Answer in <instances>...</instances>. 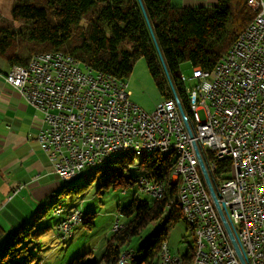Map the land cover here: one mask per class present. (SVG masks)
Listing matches in <instances>:
<instances>
[{
    "label": "built area",
    "instance_id": "built-area-1",
    "mask_svg": "<svg viewBox=\"0 0 264 264\" xmlns=\"http://www.w3.org/2000/svg\"><path fill=\"white\" fill-rule=\"evenodd\" d=\"M248 6L254 19L215 68H194L191 78L182 74V96L162 100L151 113L131 100L127 81L95 72L63 52L33 56L27 65L14 66L4 76L42 115L37 140L63 181L117 149H176V178L184 181L188 192L187 207L180 208L183 217H191L187 230L201 240V248H194L200 252L201 264L242 263L205 183L193 141L246 264H264V0H249ZM189 81L195 86L191 88ZM179 105L186 106L185 117ZM199 111H204L205 119L201 120ZM221 160L231 163L229 179L216 175ZM142 173L139 188L147 189L152 199L163 195L167 188L162 179H156L151 170ZM63 209L56 208L55 215ZM81 215L76 209L66 226H57L63 241ZM121 229L117 221L112 232ZM133 255L126 254L125 264ZM162 264L189 261L173 254L166 242Z\"/></svg>",
    "mask_w": 264,
    "mask_h": 264
},
{
    "label": "trees",
    "instance_id": "trees-1",
    "mask_svg": "<svg viewBox=\"0 0 264 264\" xmlns=\"http://www.w3.org/2000/svg\"><path fill=\"white\" fill-rule=\"evenodd\" d=\"M248 1L218 0L217 5L211 8H175L171 0H141L151 32L139 0H16L11 10L12 20L0 16V57L14 67L27 65L38 54L63 52L95 72L125 81L132 74L136 62L144 59L162 100H166L173 97V92L158 49L174 90L182 96V65L188 63L193 69L212 71L254 19L255 13L248 6ZM183 108L188 111L185 105ZM127 155L130 154L114 159L102 169L99 178L61 192L81 196L93 181H100L101 187L107 190L135 187L136 181L127 178V174L137 159L141 160L140 167L153 171L156 179L168 181L173 172V156L152 154L136 158ZM203 156L208 163L204 152ZM217 166L216 175L229 179L231 163L221 160ZM212 177L215 180V176ZM166 195L165 199L152 203L135 197L121 210V214L131 220L119 232H112L106 241L102 260L87 261L86 256H77L71 264H125L122 257L132 252L128 250L132 239L166 216L163 228L151 236L147 246L139 249L140 258L137 260L132 252L134 258L129 263L161 264L162 247L167 242L169 227L185 222L177 189L169 188ZM56 197L53 193L47 203L54 202ZM48 213L49 209L33 223L18 228L0 248V264L40 263L30 248L51 232L50 227L36 229L37 222ZM82 215L80 225L93 229L96 215ZM183 257L191 263L194 248Z\"/></svg>",
    "mask_w": 264,
    "mask_h": 264
},
{
    "label": "rangeland",
    "instance_id": "rangeland-1",
    "mask_svg": "<svg viewBox=\"0 0 264 264\" xmlns=\"http://www.w3.org/2000/svg\"><path fill=\"white\" fill-rule=\"evenodd\" d=\"M15 3L16 0H0L1 18L12 20L11 10ZM181 69L185 76L188 78L192 77L193 68L190 64L182 65ZM127 84L128 90L132 95L131 100L145 111L149 113L155 111L158 104L162 102L160 92L144 59H139L136 62L134 70L127 80ZM188 85L192 88L195 86V82L189 81ZM199 116L201 120L205 119L204 111H199ZM140 161V159H137L127 174V178L136 181L135 187L127 190H107L101 187L102 183L100 181H93L87 191L81 196L74 194L66 195V193L61 192L63 189L67 191L74 185H84L96 177L99 178L103 170H98L94 166L85 167L82 172H79V174H76V176L68 181H63L59 178L55 179L53 178L54 175H51L48 178L54 183H58L54 190L57 195L54 202L48 204L43 197L40 203H36L31 212L24 213L27 207L23 205L21 198L27 195V191H25L15 202L9 205L7 212L4 214L9 215L13 211L15 216L18 215V217H22L23 219L19 226L15 228L13 234L19 227L36 221L42 216L44 211L49 209L50 213L37 222L36 229L41 230L50 227L52 230L41 238L39 243L36 244L37 246L33 245L30 248V252L36 255L37 260H42L43 264H62L63 262L66 263V261V264H71L75 257L86 256L87 261L100 262L105 252V237L108 235L110 238L113 235V225L118 221L123 226L131 220L121 214L123 208L127 207L135 197L152 203L153 201H161L168 196L166 195L160 200H154L139 188L137 184L143 176V169L139 165ZM25 197L27 198V196ZM4 201L5 198L0 197V212L8 205V200ZM60 206L64 208V212L60 216L55 215L53 210ZM72 208L81 210L84 215L95 214V225L93 229H89L87 225L81 224L77 229L73 230L69 240L63 241L54 227L58 226L57 223L64 219ZM165 221L166 216L160 221L150 224L139 236L132 239L128 250L135 254L137 260L140 258L139 249L149 244L151 236L163 228ZM12 235L6 238L1 247L10 240ZM167 244L169 250L175 255H185L192 252L193 248H195V238L187 230L186 221H180L174 226L169 227ZM92 252L93 255L90 254ZM34 264H37V262Z\"/></svg>",
    "mask_w": 264,
    "mask_h": 264
},
{
    "label": "crops",
    "instance_id": "crops-1",
    "mask_svg": "<svg viewBox=\"0 0 264 264\" xmlns=\"http://www.w3.org/2000/svg\"><path fill=\"white\" fill-rule=\"evenodd\" d=\"M217 3L218 0H171L175 8H211ZM11 68L12 65L0 57V197L8 200V205L0 212V248L23 220L13 211L4 214L9 205L27 191V198L23 196L21 202L27 207L24 213H29L43 197L48 202L55 193L58 183L48 177L54 175L53 178L61 179L37 140L42 115L4 80ZM108 238L107 235L106 241ZM40 261L38 264H43Z\"/></svg>",
    "mask_w": 264,
    "mask_h": 264
},
{
    "label": "bare ground",
    "instance_id": "bare-ground-1",
    "mask_svg": "<svg viewBox=\"0 0 264 264\" xmlns=\"http://www.w3.org/2000/svg\"><path fill=\"white\" fill-rule=\"evenodd\" d=\"M124 154H130L136 158H142L144 156L152 155V154H158L160 156H173V158L175 159L173 172H172L168 181H162V183L165 185V187L167 189H163V195H159L158 198L154 199V200H160V199L164 198L166 193H167V190L169 188L175 187L177 189V195H178V199L180 202V206L181 207H187V199H188L187 187L185 186V183L183 180H178L176 178L177 177V167L176 166H178V156H176V149H163V148L157 147V146H145V147H133V148H128V149H117V151H115V153H113L109 156H104L101 158V160H99L95 163L89 164V165H85V167H88V166L93 167L94 166L97 169H104L114 159H116L118 156H121ZM85 167H82V170L79 172H82ZM138 184H142V178H140ZM142 190L146 194H148L147 189H142ZM63 212H64V209L61 210L56 215L60 216V215H62ZM75 215H76V209L74 208L71 211H69L68 215L59 222L58 226H66V222L68 221V219H72L73 216H75ZM82 216L83 215H81V217H80L78 223L76 224L75 228L77 226H79L80 223L82 222ZM184 218H185V221L188 224V226H191V217H184ZM71 236H72V234H68V240L71 238ZM195 248H201V240H195ZM128 253H131V252H128ZM126 254L127 253H125L122 257L123 263H125ZM161 256H162V261H164L165 244L162 247ZM133 258H134V255L132 256V259ZM162 261H161V264H162ZM189 264H201L200 252H194L193 260Z\"/></svg>",
    "mask_w": 264,
    "mask_h": 264
},
{
    "label": "water",
    "instance_id": "water-1",
    "mask_svg": "<svg viewBox=\"0 0 264 264\" xmlns=\"http://www.w3.org/2000/svg\"><path fill=\"white\" fill-rule=\"evenodd\" d=\"M139 2H140V5H141V7H142V10H143V12H144V15H145V17H146V20H147V22H148V18H147V16H146V13H145V10H144V8H143V5H142L141 0H139ZM148 24H149V22H148ZM149 27H150V24H149ZM150 30H151V32H152L151 27H150ZM155 43H156V41H155ZM156 46H157V43H156ZM157 48H158V46H157ZM158 52H159V56H160V59H161V62H162V65H163V68H164V71H165V74H166L167 80H168V82H169V84H170V87H171V89H172L173 95H174L175 97H177V93H176V91L174 90V87H173L172 82H171V80H170V77H169V75H168V72H167L166 66H165V64H164V61H163V58H162V55H161L159 49H158ZM179 111H180V114H181L183 117H185V113H184V110H183V108H182L181 105H179ZM186 128H187V131H188V133H189L191 139L194 140V136H193L192 130L190 129V126H189L187 123H186ZM192 145H193V148H194L195 153H196V155H197L198 162H199V166H200V170H201V172H202V175H203V178H204V180H205V183H206V185H207V187H208V189H209V192H210V195H211V197H212V199H213V201H214L215 207H216V209H217L218 212H219V215H220L221 220H222V222H223V225H224V227H225V229H226V231H227V234L229 235V237H230V239H231V242H232V244H233V247H234V249H235V252H236V254H237L239 260L241 261V263H242V264H246L245 258H244L243 254H242V252H241V249H240L239 244H238V242H237V240H236V238H235V235H234V233H233V231H232V228H231V226H230V224H229V222H228V219H227L226 215L224 214V206L221 205V204L219 203V199H218V196H217V194H216V190H215L214 187H213L212 180H211V178H210V175H209V173H208V170H207V168H206V165H205L204 160H203V158H202V155H201V153H200V149H199V147H198V145H197V143H196L195 141L192 142Z\"/></svg>",
    "mask_w": 264,
    "mask_h": 264
}]
</instances>
